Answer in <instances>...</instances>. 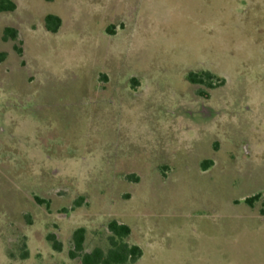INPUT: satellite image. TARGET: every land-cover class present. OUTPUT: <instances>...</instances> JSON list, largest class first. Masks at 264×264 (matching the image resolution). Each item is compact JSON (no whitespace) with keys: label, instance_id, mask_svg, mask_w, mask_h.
I'll use <instances>...</instances> for the list:
<instances>
[{"label":"rangeland","instance_id":"obj_1","mask_svg":"<svg viewBox=\"0 0 264 264\" xmlns=\"http://www.w3.org/2000/svg\"><path fill=\"white\" fill-rule=\"evenodd\" d=\"M13 1L0 264H82L74 232L105 249L112 221L135 264H264V0Z\"/></svg>","mask_w":264,"mask_h":264},{"label":"trees","instance_id":"obj_2","mask_svg":"<svg viewBox=\"0 0 264 264\" xmlns=\"http://www.w3.org/2000/svg\"><path fill=\"white\" fill-rule=\"evenodd\" d=\"M16 10V4L13 0H0V13H10ZM44 25L48 32L57 33L61 28L62 21L58 16L48 15L44 19ZM7 36L13 39L17 38L16 32L13 29L6 30ZM4 57L0 56V62ZM213 76L210 73H190L188 81L192 84H204L213 87L208 80ZM209 164V163H207ZM207 170L209 165H203ZM259 196L246 199L247 203H251ZM110 237L108 239L107 248H96L92 252H84L85 229L79 228L74 232L72 249L70 251L71 258L80 259L82 264H135L143 256L142 249L137 245H130L126 239L131 235V229L125 224H119L117 221H112L108 225ZM55 251L62 250V244L57 240L56 235L52 234L48 237ZM28 253H23L22 259H26Z\"/></svg>","mask_w":264,"mask_h":264}]
</instances>
